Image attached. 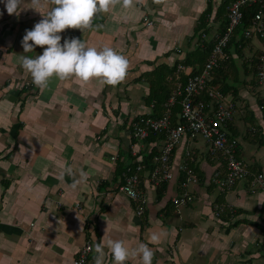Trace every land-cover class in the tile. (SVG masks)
I'll return each mask as SVG.
<instances>
[{"label": "crops", "instance_id": "crops-1", "mask_svg": "<svg viewBox=\"0 0 264 264\" xmlns=\"http://www.w3.org/2000/svg\"><path fill=\"white\" fill-rule=\"evenodd\" d=\"M227 1L133 0L125 8L117 0L94 17V27L65 29L61 43L76 37L88 46L115 48L130 62L125 79L113 85L96 78L53 77L46 88L35 85L20 63L22 55L42 54L46 46L23 53L21 41L54 6L52 0H24L19 15L9 14L0 3V264H71L88 241L92 251L87 264H95L97 242L105 245L103 264H114L109 239H122L130 248L149 243L153 264H264V185L249 184L252 176L264 175V114L252 97L240 91V98L228 96L238 108L228 130L238 138V154L250 178L219 188L211 180L217 164L206 159V144L198 147L196 140H184L174 164L176 168L186 159V149L193 150L192 161L187 160L195 177L188 185L192 202L176 207L170 200L180 191V173L159 196L145 164L139 187L146 190L149 203L141 215L118 189L125 169L135 162L133 152L143 160L161 141L135 139L130 124L141 116L162 114L157 101L164 105L194 69L190 65L177 71V65L200 45L201 32L209 41L220 32ZM144 17L153 24L147 26ZM254 43L264 45L253 39L245 49ZM236 56L232 51L228 60L234 71L239 68L232 61ZM241 105L252 112L251 120L244 118L248 112ZM64 166L77 173L83 168L87 181L73 188L72 178L61 179ZM215 204L230 205L232 215L226 211L215 216ZM152 232L160 233L158 243H151ZM126 264L142 260L130 258Z\"/></svg>", "mask_w": 264, "mask_h": 264}, {"label": "built area", "instance_id": "built-area-1", "mask_svg": "<svg viewBox=\"0 0 264 264\" xmlns=\"http://www.w3.org/2000/svg\"><path fill=\"white\" fill-rule=\"evenodd\" d=\"M252 3H259L261 6L254 14L249 27L244 30V37L245 39L263 41L264 15L262 9L264 0H231L227 6L228 23L221 34L218 33L213 37L215 41L201 71L188 75L185 84L176 85L165 101L160 116L154 117L151 114L141 116L130 124L131 133L137 140H145L150 135L164 133V139L157 144L159 153L154 157L152 168L148 174V181L152 186L170 182L180 171L185 172L186 178L178 185L179 193L170 199L174 206L185 205L192 202L194 198L188 189V185L195 180V177L187 161H192L193 150L186 149V159L179 163L176 168L174 164L177 148L184 140L195 141L200 138L206 143L211 154L218 157L211 180L219 188H229L237 180L248 179L252 176L248 166L239 157L238 138L232 136L228 130L229 123L237 111V106L231 98H228V95H224L221 89L212 83L215 69L220 66L221 60L228 59L225 50L235 28L241 24L242 7ZM144 21H146L147 26L153 24L148 17H144ZM204 37H206L205 33H202V38ZM177 52L181 53V50L177 49ZM182 69H184V65L179 63L177 71ZM258 76L264 78V72L260 70ZM204 91L208 101L197 98ZM176 106L179 108L175 113ZM174 117L175 123H173ZM136 153L133 152L135 162L125 169L123 183L118 189L133 201L137 215H141L149 200L146 190L139 187V174L144 170V162L139 159V155ZM110 158L115 160L116 157L111 156ZM249 184L252 188L263 186V173L252 176ZM129 189L134 195L129 194ZM78 206L79 204H77ZM227 207L226 205L215 204L213 214L218 217L226 210L232 213L230 205ZM91 251L92 244L88 241L74 255L71 264H87Z\"/></svg>", "mask_w": 264, "mask_h": 264}, {"label": "clouds", "instance_id": "clouds-1", "mask_svg": "<svg viewBox=\"0 0 264 264\" xmlns=\"http://www.w3.org/2000/svg\"><path fill=\"white\" fill-rule=\"evenodd\" d=\"M54 6L42 14L43 18L33 28L26 30L22 38L23 53L36 52V46L43 47L42 54L36 56L22 55L21 66L31 75L33 83L46 88L53 77L61 80L76 77L85 82L96 78L109 84L123 81L129 70V59L115 48L104 45L101 48L88 46L80 38H63L61 33L68 28H92L93 19L98 13L108 12L117 0H52ZM9 14H17L24 10V0H0ZM40 3V0H33ZM133 0H123V6L130 8ZM35 8V7H32ZM36 9V8H35ZM3 10H0V16ZM72 178L71 186L76 188L86 182L88 173L81 168L77 173L71 166H64L61 179ZM129 194L134 195L131 189ZM151 243H158L161 235L152 232ZM107 248L113 257L114 264H126L130 258L139 257L142 264H153L154 249L149 243L139 242L130 248L124 240L109 239ZM95 264H103L105 245L97 242L94 245Z\"/></svg>", "mask_w": 264, "mask_h": 264}, {"label": "trees", "instance_id": "trees-1", "mask_svg": "<svg viewBox=\"0 0 264 264\" xmlns=\"http://www.w3.org/2000/svg\"><path fill=\"white\" fill-rule=\"evenodd\" d=\"M229 1H231V0H228L227 2H229ZM260 6L261 5L259 3H252L250 5H244L242 7L241 24L235 28V31H234V33L232 35V38L230 39V41H229V43L227 45V48L225 50L226 53L228 54V59L227 60L226 59L225 60H221L220 66L217 69H215V71L213 73V81H212V83L216 87H219L224 95H228L229 96V94H234V98H240L239 97V93H240L239 91L240 90L237 88L236 85H234L235 83H239L238 75L235 74L237 72V70L233 71L232 74H229V69H230L229 67L230 66L228 67V65H229L228 60L232 56V51H236L237 54L241 55L242 54V50H244L245 47L247 46V44L251 42L250 39H245L244 30L247 27H249V25H250V23L252 21V18L254 17V14L257 12L258 9H260ZM210 10H211V7L209 6L207 11H206V13H205V15H203L204 18L208 16ZM262 10H263V15H264V7H263ZM227 23H228V20H227V17H226V20H225V23H224L223 27H220L219 34H221L223 32L224 27H225V25ZM202 24L204 25V22H202ZM202 33L203 32L200 33V37L202 39L201 42H200V45L198 43V47L194 51H192L189 54V56H187L185 59L182 60L181 64H183L184 67L185 66L188 67V66L191 65L194 68V69H192L193 71L191 73L187 74V77L190 74H193V73L195 74V73L201 71V69L204 67V65H205V63L207 61V58H208V56H209V54L211 52V49H212V46H213V42L215 41L214 39L209 41V40L205 39L206 37L202 38V35H201ZM263 41H264V39H263ZM248 62L249 61H246V62L243 63V67L244 68H247ZM252 64H253L252 65V68H253L252 72H254V74L256 73V76H257V73L260 71L261 66H262L261 56H258L257 59H255V63H252ZM187 77H186V80H187ZM258 78H259V76H257V79ZM227 79L228 80L231 79L233 82L229 83V82H227ZM197 98L200 99V100L208 101V98L206 96L205 91L200 96H198ZM162 101H160V103H158V101H157V105H160V107H163V105H162L163 102ZM232 101L234 102L235 99H232ZM257 102H258V106L260 107L261 111L264 114V99L263 100H259ZM237 109L238 108L236 107V110ZM247 112H248V114L245 115L244 118L249 117V119L251 120L253 114H252L251 111H247ZM152 116L158 117L160 115H152ZM174 120H175V117L173 119V123H175ZM258 129L260 130V127H258ZM233 134H234V131H233ZM233 134L231 133L232 136H235ZM156 137L158 139L163 140L164 139V133L156 134V135H150L146 139V141H148L149 143L150 142L151 143L156 142L157 141V140H155ZM235 137H237V136H235ZM158 153H159L158 145H153V147L151 149V152L147 156H144L142 161L147 166V168H149V170L152 168L154 157L156 155H158ZM204 155H205L206 159H208L209 161L214 159V165H215V163L217 162V158L218 157H214L209 150H206ZM211 158H213V159H211ZM179 173H180V182H181V181H183L186 178V174H185V172H182V171H180ZM165 188H166V182L162 183L161 185H159L157 187V194L159 196H162V194L165 191ZM191 194L194 196V194L192 192H191ZM226 211H228L230 213V215H232V213L229 210H226ZM226 211H224V212H226Z\"/></svg>", "mask_w": 264, "mask_h": 264}, {"label": "rangeland", "instance_id": "rangeland-1", "mask_svg": "<svg viewBox=\"0 0 264 264\" xmlns=\"http://www.w3.org/2000/svg\"><path fill=\"white\" fill-rule=\"evenodd\" d=\"M254 44H255L254 45L255 48L254 47H247L245 50H242L241 55L238 54V56H236L238 58L237 60L236 59L232 60V61H235L239 66V68L237 69L239 83H236L234 85H236L238 88H240V92L242 95H246L247 97H252L251 101H252L253 105L255 104V102L264 99V78H258L257 79L259 72L257 73V76H256V73L254 74V72H252L253 71V68H252L253 64L252 63H255V59H257L258 56H263V58H262L263 62H262L261 70L264 71V45L258 46L257 43H254ZM254 49H259V52H255ZM246 61H249V62H248L247 68H244L243 63ZM233 71H234L233 69H229V74H232ZM234 102H236V101H234ZM240 108L242 110L244 109V112L247 111L244 105H241ZM253 108L255 109V107H253ZM242 110H240V112ZM196 141H197L196 145L198 147L199 146L204 147L203 146V144H204L203 140L198 138Z\"/></svg>", "mask_w": 264, "mask_h": 264}]
</instances>
